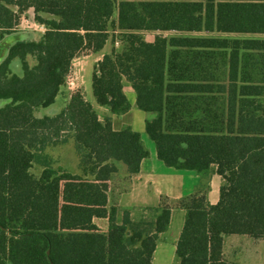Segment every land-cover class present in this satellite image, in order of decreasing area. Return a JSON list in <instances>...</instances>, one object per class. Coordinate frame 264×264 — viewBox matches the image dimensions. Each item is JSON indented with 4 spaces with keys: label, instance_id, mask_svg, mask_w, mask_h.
<instances>
[{
    "label": "trees",
    "instance_id": "1",
    "mask_svg": "<svg viewBox=\"0 0 264 264\" xmlns=\"http://www.w3.org/2000/svg\"><path fill=\"white\" fill-rule=\"evenodd\" d=\"M29 10L45 32L12 45L9 57L35 65L25 62L22 77L0 65V264H152L172 208L108 205L104 190L82 186L51 158L62 134L78 144L83 135L102 146V171L121 164L125 176L139 174L149 157L142 137L112 126V115L130 110L124 84L135 109L150 115L145 134L165 168L204 177L215 167L224 182L214 206L201 191L175 203L185 211L178 264H233L223 260V235L264 240V198L223 159L231 140L264 138V0H0V44L18 36ZM113 35L91 85L110 117L99 120L80 91L57 114L38 117L55 104L68 64L102 52ZM104 209L106 233L93 224Z\"/></svg>",
    "mask_w": 264,
    "mask_h": 264
},
{
    "label": "rangeland",
    "instance_id": "2",
    "mask_svg": "<svg viewBox=\"0 0 264 264\" xmlns=\"http://www.w3.org/2000/svg\"><path fill=\"white\" fill-rule=\"evenodd\" d=\"M32 25L36 26V30L38 29V27H40L34 23L33 15L26 12L24 16L21 17L16 27H14V31H28L29 33H31L34 32L31 30ZM35 33L38 36L41 34L40 32ZM169 37L175 38V35H170ZM114 40L115 35H113V39L111 38L106 44L104 48V54L109 53L111 48L114 47ZM147 41L151 42L150 36H147ZM4 45L5 42L0 45V53L5 47ZM115 47L117 50L119 49V46ZM102 55L103 53L101 52L98 54L89 55L87 57L79 54L73 61H71V63H69L66 69L64 70L65 86L61 89V92L55 102H59L60 106H64L68 102V99L70 97H72L77 91H80L83 93L84 101L91 105V107L97 113L99 120L103 121L105 118L110 117V114L106 108L100 107L96 104L92 95L91 88L92 75L96 64L101 60ZM246 59L247 55H243L241 62L243 63ZM29 65H35V62L31 58H29ZM222 101L223 99L221 100V98H218V101H214V103L215 105H219ZM133 111L139 113L135 108L133 109ZM201 111L209 110L200 109L199 113H201ZM44 114V111L41 109L36 111V115L40 118ZM111 118L119 120L120 116L112 115ZM140 123H142L141 120ZM73 136L75 135L70 133L62 134L59 138L60 146L52 151L51 158L54 161V167H61L64 170L76 173V175L80 176V178L82 179L83 184H89V181H94L96 178H99L102 173L106 172L102 171L101 169L106 167L108 165V162L99 163L98 161L104 156V154L101 153V145L92 146L89 140L87 139L88 136L83 135L77 136L80 141V144H78L76 138H74ZM145 139L148 140L146 136L142 138L143 141ZM71 144L72 147H70ZM60 147H63V150H59ZM69 148L72 149L68 150ZM91 149L93 150L94 156L89 152ZM90 155L93 157L90 158ZM223 159H226V161L228 162L231 160L229 165L236 163L233 166L232 171L235 173H239L238 175L242 177V183L250 184V186L253 187V191H256L257 194L262 196L261 198H264V138L241 136L236 140H231V150H229L228 148L225 149ZM119 165L122 169H124V166H122L121 164ZM161 179L167 180L169 178L162 177ZM203 179L205 185L202 186V191L207 194L208 201L217 202L219 195L218 192L220 187L223 185V180L216 175L215 167H212L210 172L206 176H204ZM153 183L154 187L145 186L143 189L135 187V191L133 189L134 192L130 196L131 202H136L138 204L145 203L147 207L154 208L157 202L159 204L160 200L165 199H160L158 192H160V194H165L166 188H170L171 184L168 186H159L156 183V179L153 180ZM67 188H69V184L62 183L59 195V204L61 206H63L64 195ZM100 213H98V216ZM107 213L108 210L104 209L103 215L94 221V224L103 233H106L108 229ZM59 216V224L62 229L65 222L64 216L61 212ZM183 217V211H173V219L171 221L169 230L170 228L176 227L177 221H180V224H182ZM230 245H232L234 249L230 247ZM225 249H227V258L231 259L234 257L236 258V251H241L242 253L245 252V255L242 254L240 255L241 257H237L236 260H238L239 258V264H241L242 262L243 264H264V240L255 244L254 242H251L249 239H247L245 236L227 235L224 236L223 251Z\"/></svg>",
    "mask_w": 264,
    "mask_h": 264
},
{
    "label": "crops",
    "instance_id": "3",
    "mask_svg": "<svg viewBox=\"0 0 264 264\" xmlns=\"http://www.w3.org/2000/svg\"><path fill=\"white\" fill-rule=\"evenodd\" d=\"M27 13L32 14V11L29 10ZM104 51L105 49L103 50V52H101L103 53V55H105ZM123 90L127 98V101L129 103L130 110L126 114H118V116H120L119 120L114 119V118L112 119L113 130L119 131L123 126H129L134 132H136L143 138L144 136H146L145 122L150 118V115L144 114L138 110L137 111L139 113L133 111V109L135 108L134 107L135 95L133 94L128 84L123 85ZM140 120L142 121V123H140ZM116 124L118 125V128ZM149 142L150 141H148L147 139L144 140V144L149 151V157L148 159H146L145 161L141 163L140 172L136 177L129 178L125 176L126 174L124 173V170L120 166L115 165L117 173L115 174H110L108 172L102 173L99 178H96L94 181H89L88 185L89 187H92V188H101L102 190H104L107 195L108 205L117 204L119 208L125 209V208H147V205L145 203L138 204L136 202L135 203L131 202L130 196L135 191V187L142 188V189L145 186L154 187V183H153L154 179H156V183L159 186H162V185L168 186L171 184L170 188H166L165 194H160V192H158L160 199L162 198H165V199L160 200L159 204L158 202L156 203L157 207L164 203L172 208L171 209V219H170V224H171V221L173 219V211H178V210L183 211L184 216H185V211L183 209L174 207L176 202H178L179 200L185 197L192 195L196 191H201L204 193V191H202V186L205 185L204 179H203L204 177H199L193 173L181 174L171 169L165 168L163 164L157 160L154 147L152 143L150 142L151 143L150 144ZM215 171H216V168H215ZM162 177H168L169 179L163 180L161 179ZM84 185L86 184H82V186ZM199 197L205 198V202L208 203L210 206L216 205L219 200V195H218L217 202L208 201L207 194L205 196L200 194ZM136 201H139V200H136ZM103 213H104V210L101 211L99 216L93 219V224L96 219L100 218L103 215ZM183 221H184V217H183ZM183 221H182V224H180V221H177L176 227L170 228V230H169V227H170V224H169L166 232L159 236L156 249H155V253L152 259V264H177V260L175 257V247H176V242L178 240V237H179L182 225H183ZM107 225H108V222H107ZM62 231L65 233L64 226L62 227ZM224 236L226 235L222 236L223 246H224ZM245 237L249 239L251 242H254L255 244L263 241V240L253 241L251 238H249V236H245ZM230 247L233 248L232 245H230ZM226 250L227 249L222 251L223 260L229 263L239 264L238 263L239 258L238 260H236L237 257L239 256H236V258L234 257L232 259L227 258ZM237 254L239 255L240 253H236V255ZM242 254L245 255V252ZM241 264H243V262Z\"/></svg>",
    "mask_w": 264,
    "mask_h": 264
},
{
    "label": "flooded vegetation",
    "instance_id": "4",
    "mask_svg": "<svg viewBox=\"0 0 264 264\" xmlns=\"http://www.w3.org/2000/svg\"><path fill=\"white\" fill-rule=\"evenodd\" d=\"M45 32V30H44ZM43 32V33H44ZM43 33H41L40 35H42ZM18 36L13 37V38H9V39H5L0 45H2L5 42V47L3 48L2 52L0 53V65H2V63L8 61L7 64V69L9 71V75H16L17 77H22L24 74V66H25V62L27 63L28 67H33L34 65H29V58H31L30 56H27L24 61H21V59L19 58H15V59H10L9 55H10V48L12 47V45L16 44L17 42H28V41H35L38 42L40 40V35L38 36L35 32H31L29 33L28 31L25 32H18L17 33ZM33 60V59H32ZM58 98V97H57ZM56 98V99H57ZM56 101V100H55ZM62 106H60L59 102H55V104H53L52 106H50L46 111H44V113L46 114H57ZM42 110V109H41Z\"/></svg>",
    "mask_w": 264,
    "mask_h": 264
},
{
    "label": "built area",
    "instance_id": "5",
    "mask_svg": "<svg viewBox=\"0 0 264 264\" xmlns=\"http://www.w3.org/2000/svg\"><path fill=\"white\" fill-rule=\"evenodd\" d=\"M27 23V22H26ZM32 27V31H34V32H40V33H43L44 32V28L42 27V26H40V27H38V29L36 30V26L35 25H32L31 26Z\"/></svg>",
    "mask_w": 264,
    "mask_h": 264
}]
</instances>
